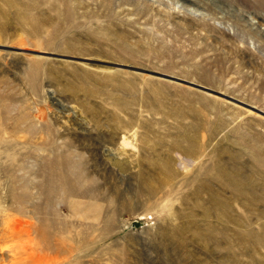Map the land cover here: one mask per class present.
Returning a JSON list of instances; mask_svg holds the SVG:
<instances>
[{"label": "rangeland", "instance_id": "obj_1", "mask_svg": "<svg viewBox=\"0 0 264 264\" xmlns=\"http://www.w3.org/2000/svg\"><path fill=\"white\" fill-rule=\"evenodd\" d=\"M36 1L0 0V264H264V0Z\"/></svg>", "mask_w": 264, "mask_h": 264}, {"label": "bare ground", "instance_id": "obj_2", "mask_svg": "<svg viewBox=\"0 0 264 264\" xmlns=\"http://www.w3.org/2000/svg\"><path fill=\"white\" fill-rule=\"evenodd\" d=\"M34 1V3H32L33 5H38V2L36 1V0H33ZM215 60V59H214ZM221 60V59H220ZM222 61V60H221ZM221 63V62H220ZM219 63V64H220ZM33 76V75H32ZM181 131V130H180ZM162 139V138H161ZM179 139L180 140H185V141H193V140H195L196 139V133H195V131L193 130V132L192 131H184V132H182L181 134H180V136H179ZM181 143V142H180ZM182 144V143H181ZM179 147H180V145H179ZM187 149H188V147H187ZM108 150H110V148H108ZM110 152V151H109ZM110 157H112V159L113 158H115V157H117V155H115V154H112V153H110V155H109ZM61 157V156H60ZM63 157V156H62ZM115 160H116V158H115ZM67 161H69V160H67ZM12 162V161H11ZM117 162V161H116ZM222 164V163H221ZM221 164H217V166H216V171H217V174H216V176L218 175V177L220 178V180L223 178V179H225V181H226V184H228L229 186H232L237 192H239V193H243L244 192V190H245V188L243 187V184H244V180H246L245 178H244V180H241L240 178H238L239 176L235 173V172H232L231 170H228L225 166H223V165H221ZM165 165H167V169H168V175L170 176V175H173V174H175L176 172H175V170H174V168L172 167L173 165H172V162H171V160L169 159V160H166L165 161ZM60 167L61 169H66V162L63 160V158H62V160H61V158L59 159V160H54L53 162H52V164H51V169H52V173H51V179H55L56 178V176L59 174L57 171H56V168L55 167ZM237 171V170H236ZM62 172V171H61ZM66 172V171H65ZM239 172V171H238ZM142 173V172H141ZM60 174H63V173H60ZM143 174V173H142ZM144 175V174H143ZM241 175V174H240ZM142 176V175H141ZM148 176V175H147ZM61 177V176H60ZM139 178V177H138ZM153 178V177H152ZM152 178H147V177H145V176H142L141 178H139L140 179V182H139V185H141V188H142V191L144 190V188L147 186L148 188H150V189H153L154 187H155V184L154 183H156V182H158L156 179H152ZM196 178H198V177H196ZM208 178L209 177H200L199 178V182H198V184H196L195 185V187H194V190H193V194L195 195V197H198V198H200V197H202V192H204L207 188H209V184H208ZM50 179V180H51ZM53 181V180H52ZM139 181V180H138ZM189 181L191 182V180L189 179ZM247 181H249V180H247ZM251 182H253V181H251ZM250 181H249V183H251ZM56 183H57V181H56ZM64 183L65 184H67L68 185V187L67 188H69L70 190H71V192H72V189H71V184H70V182H69V180H68V176H67V173H64ZM211 183V182H210ZM161 184V183H160ZM64 185V184H63ZM216 185V184H215ZM247 185H248V183H247ZM246 185V186H247ZM65 186V185H64ZM245 186V187H246ZM254 186H256V185H254ZM53 190H55L56 188H55V185H53L52 187H51ZM247 188H249L248 186H247ZM257 188V187H256ZM68 189V190H69ZM255 189V188H254ZM251 190H253V189H251ZM256 190V189H255ZM208 191V190H207ZM214 191V190H213ZM254 191V190H253ZM208 192H210V191H208ZM150 193V192H149ZM30 194V193H29ZM28 194V195H29ZM236 194V193H235ZM208 200L211 202V203H214V205H216L217 206V209H218V211L220 210V211H223L224 209H225V204L227 203V202H225V201H223V199H220V197L218 196V195H213V194H209V197H208ZM198 202V201H197ZM201 203V202H200ZM202 206H204V205H202ZM214 208V207H213ZM205 210L206 211H208V213H209V208H206L205 207ZM212 210V209H211ZM216 210V209H215ZM212 212V211H211ZM218 213V212H217ZM207 214V213H206ZM219 216H220V214H219ZM223 218V217H222ZM13 219V218H12ZM111 219H113V216H111V215H109L108 216V218H107V221L108 222H110L111 221ZM50 220H52L51 218H50ZM195 220H198V219H195ZM207 220V219H206ZM56 221H58L57 219H56ZM200 221V220H199ZM199 221H197V222H199ZM204 222V221H203ZM202 222V223H203ZM56 223V222H55ZM62 223H64V222H62ZM201 223V222H200ZM227 223V222H226ZM210 224V223H209ZM182 226L179 228L182 232H186L188 229H193V228H195V234H197V235H202V234H205V233H203L202 232V228L201 227H192L191 225L189 226L188 225V222H187V224L186 223H182L181 224ZM228 226V225H227ZM179 227V226H178ZM213 227V226H212ZM223 227V226H222ZM214 228V227H213ZM264 228V227H263ZM209 230H210V228H209ZM249 230V229H248ZM36 231V230H35ZM211 231V230H210ZM218 231V230H217ZM63 232V231H62ZM190 232V231H189ZM243 233V232H242ZM206 235H207V239H209L210 240V238L211 237H213L212 235H211V233L210 232H208V233H206ZM205 235V236H206ZM223 235V234H222ZM239 235V234H238ZM239 237H240V239H241V241H250L249 240V233H246V234H242V235H239ZM255 237V236H254ZM201 238V237H200ZM205 238V239H206ZM257 238V237H256ZM251 239V238H250ZM207 241V240H206ZM213 241V240H212ZM217 242V241H216ZM251 243V242H250ZM202 244V243H201ZM219 244V243H218ZM245 244H246V242H245ZM222 245V244H221ZM45 246V245H44ZM61 247V246H60ZM210 247V246H209ZM214 247V246H213ZM61 249H63V248H61ZM210 249V248H209ZM219 253V252H218ZM249 253V252H248ZM236 254V253H235Z\"/></svg>", "mask_w": 264, "mask_h": 264}, {"label": "water", "instance_id": "obj_3", "mask_svg": "<svg viewBox=\"0 0 264 264\" xmlns=\"http://www.w3.org/2000/svg\"><path fill=\"white\" fill-rule=\"evenodd\" d=\"M208 89V88H207ZM210 90V89H209Z\"/></svg>", "mask_w": 264, "mask_h": 264}]
</instances>
